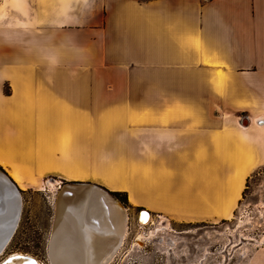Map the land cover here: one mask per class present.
<instances>
[{
  "label": "crops",
  "instance_id": "0c3cea01",
  "mask_svg": "<svg viewBox=\"0 0 264 264\" xmlns=\"http://www.w3.org/2000/svg\"><path fill=\"white\" fill-rule=\"evenodd\" d=\"M1 119L0 167L26 185L61 172L179 220L229 217L264 162V0H0ZM166 151L197 160L182 189Z\"/></svg>",
  "mask_w": 264,
  "mask_h": 264
},
{
  "label": "rangeland",
  "instance_id": "374dc122",
  "mask_svg": "<svg viewBox=\"0 0 264 264\" xmlns=\"http://www.w3.org/2000/svg\"><path fill=\"white\" fill-rule=\"evenodd\" d=\"M245 115H248L247 111L238 113L240 117ZM254 125L257 127L258 124L254 122L252 126ZM249 126L250 124L247 127ZM104 154L106 152L102 153L103 156ZM170 156L166 151L159 160L165 162V175H171L174 184H181L182 189L184 184L180 183L181 168L189 171L190 165L197 163V160L192 164L189 161L175 164ZM148 161L151 165L144 167V170H156L158 159L154 161L150 158ZM119 166L125 172L126 167L123 164ZM88 167L83 165L81 170L86 172ZM93 167L94 165L89 168L90 172H93ZM139 168L141 169H136ZM2 170L7 172L4 168ZM153 173L155 172L150 174L149 179L155 177ZM145 177L149 180L148 176ZM125 178L127 184L126 172ZM68 182L70 180H67L66 174L53 172L22 187L17 183L22 196L21 219L1 259L13 253H28L36 256L41 264H51L48 243L55 217V196L59 187ZM80 182L97 184L106 189L111 197L127 209L128 234L109 264H264V162L249 174L238 203L229 217L218 216L197 221H183L149 210L151 219L143 223L139 214L146 207H132L126 192L110 191L97 181ZM147 183L149 186H156L155 193L160 192V183ZM225 184L226 181L213 180L216 190L225 188ZM203 185L201 182V188Z\"/></svg>",
  "mask_w": 264,
  "mask_h": 264
},
{
  "label": "bare ground",
  "instance_id": "6f19581e",
  "mask_svg": "<svg viewBox=\"0 0 264 264\" xmlns=\"http://www.w3.org/2000/svg\"><path fill=\"white\" fill-rule=\"evenodd\" d=\"M1 121L0 129L5 124V119ZM21 152L26 155L24 149ZM5 173L15 186L12 185V189L7 178L0 175V244L17 213L19 195L22 203L18 184L21 187L25 185L23 177L18 173ZM93 185L96 184L71 181L58 189L55 196L54 224L48 243V258L51 264H109L126 238L127 209ZM148 212L139 214L141 222L150 221L151 214ZM12 238L0 249V259ZM9 264L33 263L31 259L24 258ZM37 264H41L40 260Z\"/></svg>",
  "mask_w": 264,
  "mask_h": 264
},
{
  "label": "water",
  "instance_id": "95a60500",
  "mask_svg": "<svg viewBox=\"0 0 264 264\" xmlns=\"http://www.w3.org/2000/svg\"><path fill=\"white\" fill-rule=\"evenodd\" d=\"M251 122V119L249 118V116L245 115V116H242L241 119H240V123L241 125H243L244 127H247ZM0 175L1 176H4L7 178L8 180V185L13 189V186H15V184L12 182V180L10 179V177L5 173V171H3L2 169H0ZM11 183V184H10ZM13 185V186H12ZM94 188H99L101 189L102 191H104L105 193H107L109 196H111L110 192L105 190L104 188L98 186V185H93ZM18 194H19V191H18ZM17 213L15 214V218L12 220V225H11V228H9L3 238V240L1 241V244H0V249H3L5 247V245L9 242V240L12 238V236L14 235L15 231L17 230V227L19 225V222H20V218H21V213H22V203H21V198H20V195H19V203H18V208H17ZM143 211H146L148 212L147 210L145 209H142L140 211V214L143 212ZM149 213V212H148ZM24 258H29L32 260V263L33 264H37L38 262V259L34 256H31V255H27V254H23V253H13V254H10L8 255L3 261L0 262V264H9L10 262H13L14 260L16 259H24Z\"/></svg>",
  "mask_w": 264,
  "mask_h": 264
},
{
  "label": "flooded vegetation",
  "instance_id": "af4514ba",
  "mask_svg": "<svg viewBox=\"0 0 264 264\" xmlns=\"http://www.w3.org/2000/svg\"><path fill=\"white\" fill-rule=\"evenodd\" d=\"M0 168H1V167H0ZM66 184H67V183H66ZM61 186H62V185H61ZM61 186H60V187H61ZM60 187H59V188H60ZM139 222H140V221H139ZM53 224H54V222H53Z\"/></svg>",
  "mask_w": 264,
  "mask_h": 264
},
{
  "label": "built area",
  "instance_id": "2783aa9c",
  "mask_svg": "<svg viewBox=\"0 0 264 264\" xmlns=\"http://www.w3.org/2000/svg\"><path fill=\"white\" fill-rule=\"evenodd\" d=\"M38 259V258H37ZM38 261H39V259H38Z\"/></svg>",
  "mask_w": 264,
  "mask_h": 264
}]
</instances>
